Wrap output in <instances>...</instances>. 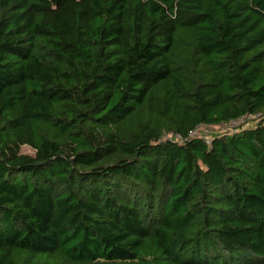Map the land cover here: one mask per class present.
Segmentation results:
<instances>
[{"label":"trees","instance_id":"trees-1","mask_svg":"<svg viewBox=\"0 0 264 264\" xmlns=\"http://www.w3.org/2000/svg\"><path fill=\"white\" fill-rule=\"evenodd\" d=\"M0 264H264V0H0Z\"/></svg>","mask_w":264,"mask_h":264},{"label":"rangeland","instance_id":"rangeland-1","mask_svg":"<svg viewBox=\"0 0 264 264\" xmlns=\"http://www.w3.org/2000/svg\"><path fill=\"white\" fill-rule=\"evenodd\" d=\"M212 129H224V128H217V127H214ZM210 130V129H209ZM22 151L26 152V153H32V150L30 148H28L27 146H23L22 147Z\"/></svg>","mask_w":264,"mask_h":264},{"label":"built area","instance_id":"built-area-1","mask_svg":"<svg viewBox=\"0 0 264 264\" xmlns=\"http://www.w3.org/2000/svg\"><path fill=\"white\" fill-rule=\"evenodd\" d=\"M203 130H206V129H203ZM194 133V132H193Z\"/></svg>","mask_w":264,"mask_h":264}]
</instances>
